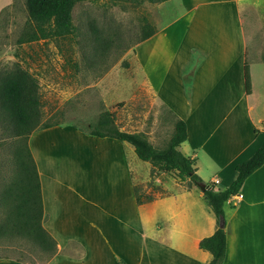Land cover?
<instances>
[{
	"label": "crops",
	"instance_id": "crops-1",
	"mask_svg": "<svg viewBox=\"0 0 264 264\" xmlns=\"http://www.w3.org/2000/svg\"><path fill=\"white\" fill-rule=\"evenodd\" d=\"M178 1V13L169 21L179 27L166 22L135 47L134 57L144 46L147 54H160L152 73L146 74L147 92L174 120L186 124L187 137L178 150L195 161L202 182L223 189L236 178L235 167L264 142V47L257 45L263 35L264 0ZM10 2L0 0V12ZM245 62L249 94L244 89ZM88 136L70 125H54L28 138L40 180L42 225L57 245L45 264H208L212 256L199 242L214 233L217 223L202 190L187 189L167 172L151 178L150 163L138 161L131 145ZM90 137L120 146L106 174H99L96 198L84 181L87 165L71 162L68 144ZM46 158L51 163L49 181L44 182L46 166L39 163ZM149 182L152 197H140L136 187ZM223 210L222 264H264V164ZM0 264L27 263L0 258Z\"/></svg>",
	"mask_w": 264,
	"mask_h": 264
},
{
	"label": "rangeland",
	"instance_id": "rangeland-1",
	"mask_svg": "<svg viewBox=\"0 0 264 264\" xmlns=\"http://www.w3.org/2000/svg\"><path fill=\"white\" fill-rule=\"evenodd\" d=\"M24 2L11 0L0 12V66L8 68L17 63L36 77L42 122L70 125L87 131L102 112L108 111L120 130L144 133L153 146L165 147L172 133L174 118L147 92L144 84L146 74L152 73L160 54H147L145 46L140 49L138 59L134 53L143 34L144 22L156 30L160 29L169 18L177 15L175 10L178 13L179 1L140 6L107 0L81 2L72 11L73 34L36 41H27L33 25ZM169 22L174 28L180 25L179 22ZM261 34L257 45L262 49L264 28ZM95 36L110 41L109 46L98 47ZM5 137L0 126V140ZM68 144L72 145L71 162L87 165V173L84 167V181H89L90 196L96 198L99 180L102 179L99 174H106L107 163H113L120 146L105 141L95 142L91 137L79 142L68 140ZM1 150L5 156L9 153L8 146ZM52 156L57 158L55 153ZM50 163L48 158L39 163L42 168L43 164L46 166V176L42 177L44 182L49 181ZM209 172L206 170L204 174ZM186 184L187 180L183 181L185 187ZM151 186L150 182L148 187L138 186L136 192L142 198H150ZM35 250L33 245L24 241L0 243L1 256L27 264H45Z\"/></svg>",
	"mask_w": 264,
	"mask_h": 264
},
{
	"label": "trees",
	"instance_id": "trees-1",
	"mask_svg": "<svg viewBox=\"0 0 264 264\" xmlns=\"http://www.w3.org/2000/svg\"><path fill=\"white\" fill-rule=\"evenodd\" d=\"M85 1L91 0H25V10L33 25L27 41L65 38L73 34V8ZM107 1L140 6L169 0ZM142 29L139 42L156 33V28L147 21ZM94 40L102 49L110 44V41L99 36H95ZM243 77L245 92L249 94L251 84L247 62L244 63ZM38 90L36 77L19 64L14 63L8 68L0 66V126L6 136L0 140V243L28 242L36 249L41 261L46 263L56 254L57 245L42 225L44 215L40 180L28 138L32 132L54 125L42 122ZM81 131L89 136L112 138L131 145L139 160L150 163L151 178L157 172H167L180 182L187 180V189L192 186L199 189L204 187L202 196L216 218L217 228L212 235L200 240L199 248L211 254L208 264L223 263L226 254L223 207L231 196L238 193L246 178L264 164V142L248 159L235 167L236 178L228 187L214 190L213 186L204 184L196 174L195 161L178 150L187 137L186 124L180 119L174 120L171 136L163 148L153 146L144 133L120 130L108 111L102 112L87 131ZM5 146L9 148L6 156L1 153ZM221 221L223 226L220 225ZM0 258L11 257L0 255Z\"/></svg>",
	"mask_w": 264,
	"mask_h": 264
},
{
	"label": "water",
	"instance_id": "water-1",
	"mask_svg": "<svg viewBox=\"0 0 264 264\" xmlns=\"http://www.w3.org/2000/svg\"><path fill=\"white\" fill-rule=\"evenodd\" d=\"M202 191H204V187H202V188H200ZM221 226H223V221H221V224H220Z\"/></svg>",
	"mask_w": 264,
	"mask_h": 264
},
{
	"label": "built area",
	"instance_id": "built-area-1",
	"mask_svg": "<svg viewBox=\"0 0 264 264\" xmlns=\"http://www.w3.org/2000/svg\"><path fill=\"white\" fill-rule=\"evenodd\" d=\"M214 183H215V184H217V183H218V181H217V180H215V181H214ZM239 197H240V195H239Z\"/></svg>",
	"mask_w": 264,
	"mask_h": 264
}]
</instances>
